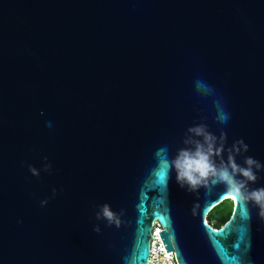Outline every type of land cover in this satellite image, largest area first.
Returning a JSON list of instances; mask_svg holds the SVG:
<instances>
[{"label": "water", "instance_id": "95a60500", "mask_svg": "<svg viewBox=\"0 0 264 264\" xmlns=\"http://www.w3.org/2000/svg\"><path fill=\"white\" fill-rule=\"evenodd\" d=\"M201 125L264 164V0H0V264H147L154 221L177 264H264L257 207L170 168Z\"/></svg>", "mask_w": 264, "mask_h": 264}, {"label": "clouds", "instance_id": "9594fccd", "mask_svg": "<svg viewBox=\"0 0 264 264\" xmlns=\"http://www.w3.org/2000/svg\"><path fill=\"white\" fill-rule=\"evenodd\" d=\"M196 88L206 92L211 91L199 80L196 81ZM215 105L218 110L217 121L226 123L229 118L228 113L218 102H215ZM188 132L197 139L186 140L185 144L191 146L179 149L176 156L170 160V168L175 169L176 180L180 187L195 193L200 187H206L210 183L213 186L222 184L231 198L254 204L258 209V216L264 220V187L256 189H249L248 187L250 182H256L258 178L256 172L264 170V164L250 156L245 157L244 166L236 162V156L247 152L248 145L243 140L236 141L227 149L228 155L227 160H225L223 158L226 151L224 133H221L218 140L203 125L189 128ZM217 158H219V162H217ZM49 168L50 165L44 166L45 171ZM29 170L33 175H39L35 167L29 166ZM96 218L106 220L109 225L115 223L117 227L120 223L117 214L112 212L107 204L101 206ZM94 231L99 232V226Z\"/></svg>", "mask_w": 264, "mask_h": 264}, {"label": "built area", "instance_id": "2783aa9c", "mask_svg": "<svg viewBox=\"0 0 264 264\" xmlns=\"http://www.w3.org/2000/svg\"><path fill=\"white\" fill-rule=\"evenodd\" d=\"M212 225L211 223H209ZM162 227L156 221L153 222L149 236V255L147 264H177L173 251H166L158 232Z\"/></svg>", "mask_w": 264, "mask_h": 264}, {"label": "trees", "instance_id": "16d2710c", "mask_svg": "<svg viewBox=\"0 0 264 264\" xmlns=\"http://www.w3.org/2000/svg\"><path fill=\"white\" fill-rule=\"evenodd\" d=\"M231 211L232 202L229 200L222 201L207 214V221L212 224L213 228L217 229L228 219Z\"/></svg>", "mask_w": 264, "mask_h": 264}, {"label": "snow or ice", "instance_id": "6c2138e0", "mask_svg": "<svg viewBox=\"0 0 264 264\" xmlns=\"http://www.w3.org/2000/svg\"><path fill=\"white\" fill-rule=\"evenodd\" d=\"M232 199L234 200V202L238 200L237 198H232ZM230 223H231V222H230Z\"/></svg>", "mask_w": 264, "mask_h": 264}]
</instances>
